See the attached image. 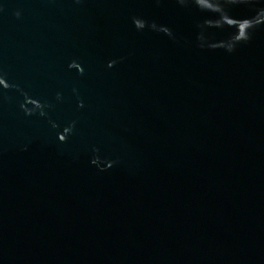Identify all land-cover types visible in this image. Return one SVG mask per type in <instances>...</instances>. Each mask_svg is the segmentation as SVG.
<instances>
[{
  "label": "water",
  "instance_id": "obj_1",
  "mask_svg": "<svg viewBox=\"0 0 264 264\" xmlns=\"http://www.w3.org/2000/svg\"><path fill=\"white\" fill-rule=\"evenodd\" d=\"M0 264H264V0H0Z\"/></svg>",
  "mask_w": 264,
  "mask_h": 264
}]
</instances>
